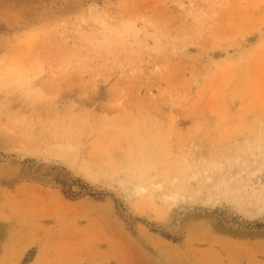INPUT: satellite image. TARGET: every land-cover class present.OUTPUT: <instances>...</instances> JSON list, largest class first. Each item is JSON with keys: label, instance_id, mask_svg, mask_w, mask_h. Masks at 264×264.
I'll return each mask as SVG.
<instances>
[{"label": "rangeland", "instance_id": "374dc122", "mask_svg": "<svg viewBox=\"0 0 264 264\" xmlns=\"http://www.w3.org/2000/svg\"><path fill=\"white\" fill-rule=\"evenodd\" d=\"M262 197L264 0H0V264H264Z\"/></svg>", "mask_w": 264, "mask_h": 264}, {"label": "bare ground", "instance_id": "6f19581e", "mask_svg": "<svg viewBox=\"0 0 264 264\" xmlns=\"http://www.w3.org/2000/svg\"><path fill=\"white\" fill-rule=\"evenodd\" d=\"M192 175V174H191ZM197 175V174H196ZM194 176V175H193ZM192 176V177H193ZM174 180H176V179H174ZM179 180V179H178ZM146 183V182H145ZM176 183V182H175ZM142 184H144V183H142ZM149 184V182L147 183V185ZM141 185V184H140ZM146 185V186H147ZM183 185V184H182ZM137 186V185H136ZM145 186V185H144ZM162 186H163V184H162V181H161V183H158V184H150V185H148V188H149V190H153V192L154 191H161L162 190ZM178 186V185H177ZM184 188V187H183ZM166 189L168 190V188L166 187ZM173 189V188H172ZM138 192H143V191H145L146 190V188H144V187H142V185H141V187L139 186L137 189H136ZM186 190V189H185ZM183 191V190H182ZM147 192V191H146ZM163 192V191H162ZM179 192V191H178ZM144 193V192H143ZM159 193H161V192H159ZM176 195H177V192H173V191H168V192H166V193H162L161 195H160V197H161V199L163 200V203H164V201L166 202V203H170L171 201H173V200H175L176 199ZM150 196H152V195H149L148 197H150ZM179 196V195H178ZM177 196V197H178ZM262 196V195H261ZM260 196V197H261ZM142 197V196H141ZM210 197H212V196H210ZM260 197H259V199H260ZM263 198V197H262ZM178 199V198H177ZM257 199V198H256ZM264 199V198H263ZM209 201H210V199H209ZM261 203V205L264 203V200H262L261 202L259 201V204ZM172 204V203H171ZM257 205V204H256ZM259 206V205H258Z\"/></svg>", "mask_w": 264, "mask_h": 264}, {"label": "trees", "instance_id": "16d2710c", "mask_svg": "<svg viewBox=\"0 0 264 264\" xmlns=\"http://www.w3.org/2000/svg\"><path fill=\"white\" fill-rule=\"evenodd\" d=\"M76 182H79V181H76ZM65 194V196H67V197H69L70 195H68L67 193H64Z\"/></svg>", "mask_w": 264, "mask_h": 264}]
</instances>
